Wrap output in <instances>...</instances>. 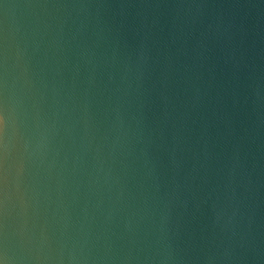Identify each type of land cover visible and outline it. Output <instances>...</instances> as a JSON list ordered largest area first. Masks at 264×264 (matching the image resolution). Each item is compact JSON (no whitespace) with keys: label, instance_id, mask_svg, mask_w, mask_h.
Masks as SVG:
<instances>
[{"label":"water","instance_id":"obj_1","mask_svg":"<svg viewBox=\"0 0 264 264\" xmlns=\"http://www.w3.org/2000/svg\"><path fill=\"white\" fill-rule=\"evenodd\" d=\"M0 264H264V0H0Z\"/></svg>","mask_w":264,"mask_h":264}]
</instances>
